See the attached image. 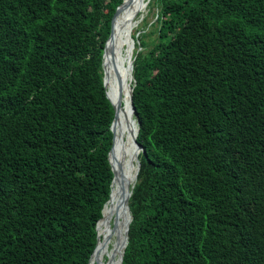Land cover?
Instances as JSON below:
<instances>
[{
	"label": "trees",
	"instance_id": "1",
	"mask_svg": "<svg viewBox=\"0 0 264 264\" xmlns=\"http://www.w3.org/2000/svg\"><path fill=\"white\" fill-rule=\"evenodd\" d=\"M122 2L0 0V264H89L111 202L103 53ZM155 4L132 34L143 149L122 264H264V0Z\"/></svg>",
	"mask_w": 264,
	"mask_h": 264
},
{
	"label": "bare ground",
	"instance_id": "2",
	"mask_svg": "<svg viewBox=\"0 0 264 264\" xmlns=\"http://www.w3.org/2000/svg\"><path fill=\"white\" fill-rule=\"evenodd\" d=\"M147 2L149 3L150 0H124L122 5L123 8L121 7L122 11L120 9V19L116 21L115 41L113 39L110 53L105 56V79L108 95L114 103L118 102V96L120 95L121 101L123 99L125 100L123 103L128 113L125 114L122 109V104L118 105L117 118L114 123L116 125L114 154L115 160L117 159V177L116 182L115 179L113 182L111 202L107 207L106 219L112 201L113 204L107 223L104 207L103 224L100 228L98 227L101 238L90 260V264H102L101 258L110 253H112V261L110 264H119V254L123 249L124 243L119 248H116L115 241L122 233L125 235V228L129 217L128 209L124 204L125 197L131 185L136 181V165L140 152L135 140L138 131V123L131 105V89H129L132 85L131 62L133 51V44L129 35L131 34L133 26L138 24V15L145 10V4ZM123 63H126V68L125 72L121 73L120 68ZM115 81L118 83L117 87L114 85ZM134 170L136 171V177ZM112 242L113 247L110 248Z\"/></svg>",
	"mask_w": 264,
	"mask_h": 264
},
{
	"label": "water",
	"instance_id": "3",
	"mask_svg": "<svg viewBox=\"0 0 264 264\" xmlns=\"http://www.w3.org/2000/svg\"><path fill=\"white\" fill-rule=\"evenodd\" d=\"M123 3V2H122ZM120 6V5H119ZM119 6L117 7L115 13L118 11V8ZM112 32H113V20H112V28H111V33H110V36L109 38L107 39L106 41V44H105V48H104V53H103V67H104V72H105V75H106V70H105V67H106V63H105V56H106V48H107V42L108 40L110 39L111 35H112ZM134 40V38H133ZM133 66H134V57L132 58V62H131V71H132V81H134V75H133ZM104 83H105V86L107 87L106 85V79H105V76H104ZM133 89H134V85H133V82H132V85H131V105H132V108H133V112L135 113L136 112V108H135V105H134V102H133ZM107 95H108V92H107ZM109 97V95H108ZM110 99V97H109ZM111 100V99H110ZM112 102V100H111ZM113 106H114V110H115V116H114V119H113V122H112V125H111V129H112V132H113V144H112V147L110 149V152H109V159H110V162H111V165H112V169H113V172H114V178H113V182H114V179L116 177V169L114 167V164L111 160V153H112V149H113V146H114V139H115V129H114V123H115V120L117 118V107L118 105L121 104V97L120 95L118 96V102L114 103L112 102ZM138 123V122H137ZM138 131H139V126H138ZM138 131H137V134H138ZM135 140H136V143L138 145V148L140 149V151L143 149V147L141 146L140 143H138L137 141V135L135 137ZM139 168H140V160H139V157H138V169H137V175H138V172H139ZM113 182H112V186H113ZM135 183H133V185H131L130 187V190L128 192V194L126 195L125 197V205H126V208L128 209V212H129V217L127 219V225H126V228H125V235H124V244H123V249L121 250L120 254H119V264H122V261H123V253H124V250H125V247L127 245V242H128V234H129V227H130V223H131V220H132V214H131V209H130V206H129V200H130V196L132 194V189L134 187ZM111 192H112V189H111ZM111 197V196H110ZM110 199V198H109ZM109 201V200H108ZM107 201V202H108ZM106 202V203H107ZM105 203V205H106ZM104 205V207H105ZM104 207H103V210H104ZM103 212V211H102ZM99 222V221H98ZM97 230H98V242H97V245H96V248L94 250V252L92 253L91 255V258L93 256V254L95 253L96 249H97V246L99 244V241H100V233H99V229H98V224H97ZM90 258V260H91ZM89 264H90V261H89Z\"/></svg>",
	"mask_w": 264,
	"mask_h": 264
},
{
	"label": "rangeland",
	"instance_id": "4",
	"mask_svg": "<svg viewBox=\"0 0 264 264\" xmlns=\"http://www.w3.org/2000/svg\"><path fill=\"white\" fill-rule=\"evenodd\" d=\"M159 8L158 6L155 4V0H150V2L145 4V10L138 15V19L139 22L137 25L133 26L132 30H131V34L129 35V37H131V42L133 44V51H132V58H133V52L136 46L135 40H133V36L132 34L136 33L138 30H142V29H146V31H149L150 29H152V24L156 21L157 19V14H158ZM139 34V33H138ZM157 33H153V37L156 36ZM125 68H126V63H123L120 71L121 73L125 72ZM133 82V81H132ZM115 83L118 86V83L115 81ZM123 99V98H122ZM116 126V125H115ZM135 172V177H136V171ZM123 235V233L121 234ZM121 236H119L116 241L120 238ZM115 241V243H116ZM113 247V242L110 244V248ZM111 254V253H110ZM109 254V255H110ZM109 255H105L103 256L101 259L102 264H105V262L107 261V259L109 258ZM107 256V257H106Z\"/></svg>",
	"mask_w": 264,
	"mask_h": 264
}]
</instances>
